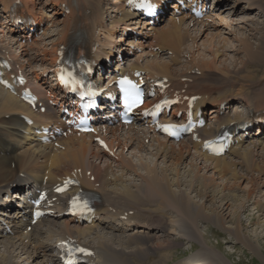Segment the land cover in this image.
I'll return each instance as SVG.
<instances>
[{"label":"bare ground","instance_id":"1","mask_svg":"<svg viewBox=\"0 0 264 264\" xmlns=\"http://www.w3.org/2000/svg\"><path fill=\"white\" fill-rule=\"evenodd\" d=\"M125 1L0 0V59H10L13 70L25 72L29 84L47 104L45 113L34 112L0 86V264H60L54 249L68 240L91 250L87 254L90 264H166L170 260L168 264H233L221 249L208 243L198 219L210 220L225 229L226 218L222 212L210 214L207 200L218 196L222 204L230 179L222 174L232 172V177H237L238 163L259 166L256 152L264 158V79L261 85L248 90L243 86L237 90L219 88L213 83L223 77L212 75V70L217 67L214 64L219 55L230 49L223 35L239 43V48L231 46L233 51L242 49L246 59L264 63V53L238 34L254 30L257 18L251 14L257 10L264 17V3L216 0L204 18L194 19L174 0L171 10H166L167 16L150 24L131 12ZM244 14L248 18H235ZM19 16L28 19L30 25L17 27ZM220 28L222 33L216 31ZM214 30L217 33H212ZM192 32L195 39L192 46L185 45L186 50L184 44L189 39L185 38ZM68 46L105 67L114 54L122 53L124 72L139 70L147 79L163 82L164 93L180 98L170 113L162 114L165 121L176 119L178 111H185L194 99L195 116L205 122L196 129L200 139L170 141L138 116L137 124L107 126L97 132L96 136L107 142L104 148L94 140L95 135H78L74 131L57 137V145L41 143L34 132L35 125L27 126L22 115L31 116L37 126L57 124L65 128L59 110L47 103L50 98L42 89L47 86L55 103L67 101L57 95L47 73L54 70L61 51ZM114 61L115 65L121 62ZM115 69L111 68L112 72ZM98 80L104 81L103 76ZM223 102L226 105L221 108ZM150 104L148 101L146 106ZM239 107L246 112L242 114ZM246 123H252L253 128L239 134L237 143L224 155L202 151L204 140L215 137L221 127L232 125L235 131ZM129 153L138 156L139 161H133ZM146 156H151V163ZM127 174L134 176L133 181L126 179ZM69 177L77 185L66 194L54 195L53 188ZM249 182L254 186L252 179ZM23 185L28 190L48 189L50 208H57L56 212L33 224L24 196L16 192L15 197L3 198L11 195L14 187L22 192ZM79 189L90 190L97 198L96 218L85 224L58 215L68 209L67 194ZM199 196L205 198L201 203L195 200ZM4 222L11 231L5 229ZM184 239L199 247L177 261L171 250L183 244ZM245 244L250 246L246 237Z\"/></svg>","mask_w":264,"mask_h":264},{"label":"rangeland","instance_id":"2","mask_svg":"<svg viewBox=\"0 0 264 264\" xmlns=\"http://www.w3.org/2000/svg\"><path fill=\"white\" fill-rule=\"evenodd\" d=\"M261 1H262V3H264V0H261ZM171 2H172V0L169 2V6H171L170 5ZM258 13H259V11L255 10V12L251 14V17H253L254 15L257 16V17L254 16V18H257V20H256L257 22L255 21L256 27L254 28V30L248 31V29H247V31H244V33H242L243 30H241V32L238 34L240 36H242L243 38H246V40L249 39L248 42H250L253 45V47L255 49H257L256 51H260L261 53H264L263 52L264 51V49H263L264 48V34H263L264 33V23H263L264 17L261 14V12H260V15ZM244 16L246 18H248V16L245 14L241 15V16H235V18L240 21L242 19H245ZM259 20L262 21V23ZM220 22L222 23V19L220 20ZM241 25H243V23H241ZM245 26H247V25H245ZM195 31L196 30H194V32ZM216 31L218 33L221 31L220 33H222L221 28L217 29ZM216 31L214 30V31H212V33H214V32L217 33ZM210 32H208V33L210 34ZM195 33H198V31ZM195 33L192 32V35H190V37H192L191 39H190V37L185 38V39L188 38L189 40H186V42H185L186 44H184V47H185V45H187L186 47H190V45L192 44V42H191L192 39L193 40L195 39V37H194ZM245 33L248 36H246ZM242 34H244V36ZM223 36H226L225 37L226 38L225 43L227 44V48H230V49L227 50L226 52H224V55H222V56L219 55V58L216 59V62L214 65L217 67L213 66V68L215 67L214 69L218 70L216 68L219 67V70H218L219 72H217V71L214 72L215 70L213 69L212 75L220 76L221 78L223 77L222 80H224V82L222 80L220 82L215 80L213 85L217 86L219 88L224 87L225 89H229V87L231 89L234 88L232 90H237L238 87H239V89L240 88L243 89V87H246L244 89L248 90V88H250L251 86L255 87V86L259 85V83L261 85V83L264 79V73H263L264 72V63L263 62H257V61L255 62L254 59H246V56L244 54V51H242V49H239L237 51H233L231 46L236 45V47L239 48L240 47L239 43L236 41H233V43H232L230 40H228V37H229L228 35H223ZM204 37H205V35H204ZM201 40L202 39H200L199 42ZM229 41H230V43H229ZM217 42H219V41H217ZM234 42H236V43H234ZM186 47H185V49L187 50ZM213 47H215V46H213ZM208 49L211 50L210 48H208ZM208 49H207L208 54H210L211 52H209ZM211 51L213 52L215 50L212 49ZM227 52L229 55L227 54ZM242 52H243V54H242ZM251 60H253L255 63L251 62ZM225 62H226V64H225ZM243 62H246V64L245 63L241 64ZM113 66H114V64L112 63V67ZM186 66H188V64H186ZM223 67L225 69L224 71H223ZM221 68H222L223 73L221 72ZM235 68H237V69L239 68V69L237 70ZM227 70H229V72L232 74H230ZM225 71H227L228 73ZM224 73L225 74L227 73L228 75H225ZM246 73H248V74H246ZM242 77H243V79H242ZM224 78H226V80ZM231 79H232V82L230 83ZM244 79L245 80L247 79V80L245 81ZM248 81H250V82H248ZM228 83H230V84H228ZM241 83H243L244 85L243 84L241 85ZM240 110H244V109L240 108ZM243 113H244V111L242 112V114ZM262 152L264 153V150H262ZM258 154L259 153L256 152V155L254 157H256V159L258 158L257 160H260V164H259L260 168L257 164L256 165H250V166L247 164L249 166L248 167L245 163L244 164L238 163L239 165L237 164V167L235 169L238 172H236L235 176H237L239 179L237 177H232L234 175L232 172H227L225 174H222L223 177H226L228 179L230 178L229 182L227 183V187H226L227 188L226 189V199L222 200V204H221L220 198L218 196H213L212 199L213 198L214 199L213 200L211 199V201L207 200L208 202L206 203V205H207L206 209L210 214H213V213L220 214L222 212V217L226 218L225 229H220L214 223H211L210 220L209 221H207V220L203 221L204 219H198V223L201 227L200 230H202L204 236L207 238L208 243L211 246H215V247L221 249V251L228 257L229 261L232 262L233 264H264V185L261 184V182L263 180L262 178L264 177V165L262 164L264 161V158L263 157L259 158ZM128 156L133 158V161H135V162L139 161L138 156H135L133 153H129ZM146 159L147 160L149 159L148 162H150V163L152 162L151 156H148ZM241 159H239V160H241ZM160 162H161V164H163L162 159L159 160V163ZM258 163H259V161H258ZM101 164H103V162ZM237 174H239V175L241 174V175L239 176ZM126 177H127L126 178L127 180L129 179L130 181H133V177H134L133 175L127 174ZM233 178H235V179L233 180ZM251 179L254 182V186H252V187H251V184L249 182V180H251ZM195 200H197L198 203H201V202H203V200H205V198H202L201 196H199V197H196ZM224 201L227 202L228 205L225 204ZM221 206H222V208H221ZM238 220H240V222ZM237 224H239V225H237ZM240 231H241V233H240ZM245 237L249 241L250 246H247L245 244ZM198 247L199 246H197V244L195 242L189 243V240L184 239L183 244L172 249L171 253H172V256L174 257V259H176L177 261H180L181 259L191 255L194 251H196V249ZM170 261H172V260H170ZM169 262H167L166 264H168Z\"/></svg>","mask_w":264,"mask_h":264},{"label":"snow or ice","instance_id":"3","mask_svg":"<svg viewBox=\"0 0 264 264\" xmlns=\"http://www.w3.org/2000/svg\"><path fill=\"white\" fill-rule=\"evenodd\" d=\"M122 90L126 93V106L131 109L135 107L140 102V92L135 84L127 78L122 79L120 82ZM164 131L168 132L170 135H176L177 133L171 131L169 127H164ZM39 215V213H37ZM79 252H84V249H77Z\"/></svg>","mask_w":264,"mask_h":264}]
</instances>
